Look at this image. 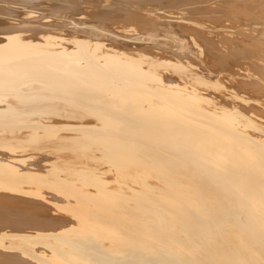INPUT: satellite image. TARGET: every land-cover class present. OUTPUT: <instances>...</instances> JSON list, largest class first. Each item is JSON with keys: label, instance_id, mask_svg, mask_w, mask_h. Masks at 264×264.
<instances>
[{"label": "bare ground", "instance_id": "bare-ground-1", "mask_svg": "<svg viewBox=\"0 0 264 264\" xmlns=\"http://www.w3.org/2000/svg\"><path fill=\"white\" fill-rule=\"evenodd\" d=\"M0 264H264V0H0Z\"/></svg>", "mask_w": 264, "mask_h": 264}, {"label": "rangeland", "instance_id": "rangeland-1", "mask_svg": "<svg viewBox=\"0 0 264 264\" xmlns=\"http://www.w3.org/2000/svg\"><path fill=\"white\" fill-rule=\"evenodd\" d=\"M237 220H238L237 222H238L241 226H243V225H242V222H241V219H240V218H239V219L237 218ZM239 232H240V233H243L242 231H239ZM247 235H248V233H247Z\"/></svg>", "mask_w": 264, "mask_h": 264}]
</instances>
